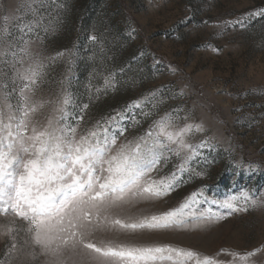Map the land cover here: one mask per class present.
<instances>
[{"label":"rangeland","instance_id":"obj_1","mask_svg":"<svg viewBox=\"0 0 264 264\" xmlns=\"http://www.w3.org/2000/svg\"><path fill=\"white\" fill-rule=\"evenodd\" d=\"M260 11L264 0H0V29L8 28L0 32V107L7 103L15 110L24 86L16 71L39 61L42 75L28 95L44 105L33 116L40 127L54 107H64L65 96L71 101L65 122L78 134L146 101L133 110L138 122L128 120L121 143L143 136L165 112L179 117V127L200 124L203 131L187 139L206 146L189 162L190 170L177 172L178 186L160 200L140 203L131 214L167 211L202 192L191 210L211 209L224 219L194 230L116 238L171 244L230 261L221 249L244 253L264 245V15H255ZM242 16L247 17L243 26L223 27ZM21 48L29 53L16 57L23 64L11 55ZM147 112L152 115L145 117ZM165 155L169 159L161 162L157 177L169 176L182 162ZM242 191L258 201L247 211L229 215L211 203ZM9 220L28 226L13 214L0 215V224ZM14 235L15 241L0 235V264H48L38 247L24 244V231ZM252 260L264 264V252Z\"/></svg>","mask_w":264,"mask_h":264},{"label":"snow or ice","instance_id":"obj_2","mask_svg":"<svg viewBox=\"0 0 264 264\" xmlns=\"http://www.w3.org/2000/svg\"><path fill=\"white\" fill-rule=\"evenodd\" d=\"M255 15H264V11ZM246 19L242 16L224 21L223 27L243 26ZM4 20L7 25L9 17ZM28 30H32L31 25ZM7 31V26L0 29ZM21 53L29 55L26 48L12 52L14 62L24 63L23 59L16 60ZM43 67L41 62L32 61L18 69L16 76L24 84L21 102L15 110L7 103L0 107V215L13 214L28 225L19 228L15 220H9L0 224V235L15 241L14 233L24 231V244L38 247L49 258L48 264H254L252 258L264 252V245L244 253L221 249L232 259L220 261L190 248L116 238L171 229L194 230L224 219V214L211 209L199 213L191 210L200 202L202 192L191 193L178 207L167 211L131 214L140 203L160 200L178 186L177 172L190 170L189 162L207 143L192 144L187 137L203 128L194 123L179 127V117L165 112L143 136L121 143L128 120L138 122L133 110L141 109L146 102L135 101L126 111L78 134L76 127L65 122V108L71 103L67 96L61 102L64 107H54L53 115L40 127L33 116L44 105L34 103L28 93L34 91ZM155 95L151 93L150 98ZM166 152L182 157V162L169 176L157 177L161 162L169 159ZM211 203L228 209L230 215L247 211L258 201L242 191ZM109 234L114 238H108ZM16 248L14 242L12 249Z\"/></svg>","mask_w":264,"mask_h":264}]
</instances>
